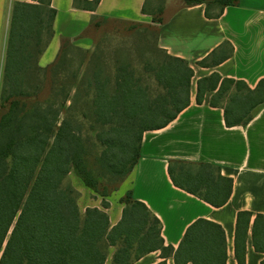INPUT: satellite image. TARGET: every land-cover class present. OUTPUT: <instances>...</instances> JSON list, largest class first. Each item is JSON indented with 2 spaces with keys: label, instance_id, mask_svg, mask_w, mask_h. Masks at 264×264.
Segmentation results:
<instances>
[{
  "label": "trees",
  "instance_id": "obj_1",
  "mask_svg": "<svg viewBox=\"0 0 264 264\" xmlns=\"http://www.w3.org/2000/svg\"><path fill=\"white\" fill-rule=\"evenodd\" d=\"M99 1L74 0V6L94 10ZM182 1L185 5L204 3L206 16L213 18L237 0ZM157 2L154 8L152 0H145L142 13L161 23L164 0ZM55 13L51 0L16 1L12 8L0 95V264H104L110 248L112 264H131L156 250L162 256L172 255L175 264H225L226 237L219 223L197 218L176 248L166 246L160 219L132 196L130 188L119 198L123 208L114 225L101 208L80 210L78 191L67 179L69 172L102 197L110 193L105 177L119 178L120 184L111 189L117 190L140 157L143 133L166 126L189 105L193 69L186 59L159 47L157 28L155 56L143 63L142 71L134 69L129 57L122 63L116 57L119 63L112 78L104 70L107 64L101 50L95 63V53L88 56L87 49L77 48L83 53L82 81L87 86L78 116L67 102L79 83L70 89L76 77L67 74L63 65L64 49L72 41L63 38L62 53L52 64L38 65L39 55L54 34ZM96 18L107 19L93 15L89 27ZM225 46L222 54L215 50L198 64L219 63L231 54V46ZM47 74L49 91L40 99ZM207 91L213 92L209 104L223 108L228 127L247 124L264 105V77L250 88L242 80L213 72L197 80V103ZM83 117L92 118V126L97 123L93 137L89 129L83 132ZM168 172L175 186L214 207L224 205L230 196L232 178L221 175L219 166L175 159L170 160ZM102 207H108L106 200ZM250 216L248 211L237 215L239 264H244ZM252 240L256 249H264L263 214L255 216Z\"/></svg>",
  "mask_w": 264,
  "mask_h": 264
},
{
  "label": "crops",
  "instance_id": "obj_2",
  "mask_svg": "<svg viewBox=\"0 0 264 264\" xmlns=\"http://www.w3.org/2000/svg\"><path fill=\"white\" fill-rule=\"evenodd\" d=\"M16 1L32 2L0 0V87L12 8ZM144 1L100 0L91 10L75 7L74 0H51L56 11L52 24L54 34L39 55L38 65H42L51 44H55L53 58L63 38L77 45L90 46V37H83L82 41L78 39L89 27L93 15L152 23L151 16L142 13ZM173 1L181 3L158 23L157 43L167 53L186 59L192 67L190 103L166 126L143 133L140 157L122 184L117 199L106 198V208L102 207L101 200L82 205L81 199L89 198L91 190L78 182L75 187L80 193L78 206L82 211L88 206L105 210L110 225H114L120 220L123 208L119 198L125 189L130 188L132 196L144 202L160 219L164 245L173 248L178 246L186 228L194 220H212L225 232V264H239L235 256L237 215L248 211L251 216L244 238V264H264V249H256L252 240L255 216L264 215V105L254 112L247 124L228 127L224 122L223 108L209 104L212 91L204 94L201 103L196 102L197 80L213 72L221 77L242 80L250 88L264 77V0H237L224 7L220 16L213 18L206 16L204 3L185 5L182 0ZM60 24L64 29H59ZM57 37L59 41L56 43ZM225 43L232 48L228 57L216 64L212 61L207 66L198 64L215 50L222 54L224 49L227 50V46L222 48ZM175 159L219 166L221 175L232 178L227 202L214 207L175 186L168 172L170 160ZM112 254L113 248H110L104 264H112ZM162 261L175 264L172 255L162 256L160 250L146 253L131 264H158Z\"/></svg>",
  "mask_w": 264,
  "mask_h": 264
},
{
  "label": "rangeland",
  "instance_id": "obj_3",
  "mask_svg": "<svg viewBox=\"0 0 264 264\" xmlns=\"http://www.w3.org/2000/svg\"><path fill=\"white\" fill-rule=\"evenodd\" d=\"M181 2L179 1H173V0H164L163 2V11L161 14V17L164 19L169 15V13L174 10L176 7L180 5ZM159 2L157 0H152V6L157 7ZM136 23V24H135ZM149 26V27H147ZM158 27V23H144V22H138V21H125V20H120V19H103V18H96L93 20L91 27L87 29L85 32H83V35L81 36L80 39L78 40H83V37H90L92 39V44L90 46H81L72 43L68 44L65 49V72L71 76L73 74L76 77V83L72 84L70 89L73 87V85L76 86L77 83H79V88L77 91L74 92L72 91L71 94L72 97L67 104L71 107H73L72 112L76 115L79 116L78 111L80 110V107L82 106L83 103L86 102V99L84 97V94L87 90L86 86V80L82 81V74L84 71L81 69V57H82V52L77 50L83 49V50H88V56L92 53V55L95 53V63L97 62V54H98V49L102 51V54L104 55V59L106 60L107 68H104V70L109 73L111 72V77L113 78L114 75V67L117 64V58H119L120 62H124L128 57L130 63L134 66V69L138 71H142L143 69V63L147 59H152L155 55L153 52V48L155 45V38H156V28ZM59 29L62 30L64 29V25L60 24ZM77 40V41H78ZM81 40V41H82ZM59 41L58 37L55 38V42L57 43ZM62 43V39L60 40L58 49L56 54L53 56V50L55 44L50 45L49 53L45 56L44 59H42V67L44 66H49L52 64V62L57 58V55L59 53H62V50L60 49V45ZM87 55V54H86ZM86 57V56H85ZM86 60L84 65H86ZM46 62V63H45ZM45 63V64H43ZM119 63V62H118ZM88 67V64H87ZM92 67L90 68L88 74L91 73ZM147 77V76H146ZM3 78V77H2ZM83 79L85 77L83 76ZM49 80H50V75L47 74V79L45 82V89H43V92L38 95V97L41 99L45 97L48 93L49 89ZM2 87V83H1ZM1 87H0V95H1ZM228 95V92L224 94V98ZM3 109H0V112ZM88 117H83L82 122L83 124V132L85 133L88 129V133H90V136L93 137V134L98 130L97 128V123H93V126L90 125L91 121ZM68 181L76 187L79 183H82V180L73 172L70 171L67 177ZM106 180H104V185L107 186L108 190H110L109 195L102 197L99 194H96L92 190L90 191V196L89 198L83 197L81 199L82 205H85V203H93L96 200H105L106 198H110L111 200L117 199V195L119 194L121 190V186L117 190H112L111 189L117 185L120 184V179L119 178H111V177H105ZM79 182V183H78ZM106 182V183H105ZM125 182V181H124ZM123 182V184H124ZM76 189V188H75ZM127 190V189H125ZM124 190V191H125ZM80 197V193L78 192V198ZM104 198V199H103ZM82 211V210H81ZM110 252V250H109Z\"/></svg>",
  "mask_w": 264,
  "mask_h": 264
}]
</instances>
